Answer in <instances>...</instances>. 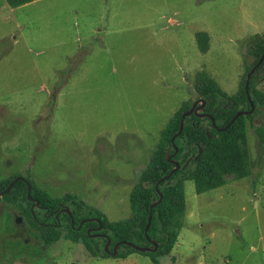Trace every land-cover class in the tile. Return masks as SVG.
<instances>
[{"label":"rangeland","instance_id":"rangeland-1","mask_svg":"<svg viewBox=\"0 0 264 264\" xmlns=\"http://www.w3.org/2000/svg\"><path fill=\"white\" fill-rule=\"evenodd\" d=\"M198 31L210 36L207 52ZM262 32L264 0H0V181L28 175L110 221L131 217L130 193L161 131L197 100L196 72L236 93L243 43ZM260 108L246 122L250 175L203 193L187 181L183 227L158 262L91 256L84 236L47 244L0 198V264H264Z\"/></svg>","mask_w":264,"mask_h":264},{"label":"trees","instance_id":"trees-1","mask_svg":"<svg viewBox=\"0 0 264 264\" xmlns=\"http://www.w3.org/2000/svg\"><path fill=\"white\" fill-rule=\"evenodd\" d=\"M35 0H6L12 7H18ZM201 52L209 49L210 36L205 31L195 34ZM264 52V32L247 38L243 43L244 74L239 82L236 93L230 95L224 91L218 82L205 70L196 72L194 89L197 92L198 105L205 100L200 113L211 114L216 122L213 125L208 116L192 113L184 118L182 132L179 130L182 113L188 110L194 101H183L170 118L168 125L161 131L160 139L153 152V157L147 167L137 175L136 183L130 193L131 217L110 221L107 215L98 207L87 204L78 195L67 192L60 197L51 196L46 190L39 188L28 175L21 174L25 180H17L13 186L0 195L5 201L15 204L29 224L37 230L43 241L50 244L54 241L73 236L75 239L84 236L87 250L91 256L106 258L112 254L105 249L107 238L92 237L87 230L96 227L98 223L90 218H98L102 228L98 232L106 234L110 240L109 250L121 240L132 241L140 246L150 245L146 237L145 227L149 217L150 204L159 199L156 184L163 193L162 200L152 209V218L148 227V236L158 242L155 251L141 252L149 255L154 262L161 256L169 255L177 240V230L183 227L185 212V183L193 181L197 193H203L225 185L232 179H240L250 175L249 149L246 135V122L263 113L264 92L258 87L264 80V60L251 75L249 91L255 104L250 114L240 115L228 128L224 127L239 110L251 108L245 90L248 72ZM257 135L264 143V128H257ZM177 151H175V146ZM180 163V167L168 178L160 181L170 173L174 164L167 159ZM18 175L0 181V191L10 184ZM27 182L31 185V194L39 206L27 196ZM64 208H69L74 220ZM84 223L79 228V224ZM95 231H92V233ZM134 252H140L127 244L118 247V258H126Z\"/></svg>","mask_w":264,"mask_h":264},{"label":"water","instance_id":"water-1","mask_svg":"<svg viewBox=\"0 0 264 264\" xmlns=\"http://www.w3.org/2000/svg\"><path fill=\"white\" fill-rule=\"evenodd\" d=\"M264 60V52L263 54L261 55V57L259 58V60L256 62V64L252 67V69L248 72L247 74V78H246V84H245V90H246V93H247V97L249 99V102H250V105H251V108L249 110H239L237 111L234 116L232 117V119L224 126V127H220L218 128L219 130H224L226 128H228L229 126H231V124L240 116V115H243V114H250L254 111L255 109V104L251 98V94H250V91H249V81H250V77L251 75L255 72V70L260 66V64L262 63V61ZM198 102L199 100H195L192 104V106L188 109V110H185L183 113H182V117H181V120H180V125H179V130L173 135L172 137V142H174V139L176 136H178L182 130H183V127H184V118L192 113H195L197 115H200V116H208L211 120H212V123L214 126H216V122H215V119L214 117L211 115V114H208V113H200L199 111L204 107L205 105V100H202V103L200 105H198ZM175 146V151H177V147L176 145L174 144ZM172 156L173 154H168L167 155V159L172 162L174 164V167L172 168V170L170 171V173L168 175H166L165 177L161 178L160 181L164 180L165 178H168L170 175H172L179 167H180V163L174 159H172ZM17 180H25V178L23 176H17L16 178H14L10 184L5 188V190L3 191H0V195H3L5 192H7L12 186L13 184L15 183V181ZM26 181V180H25ZM27 196H28V199L33 201L34 204L32 205L31 209L33 210L35 206H39V202L35 200V198L32 196L31 194V185L29 182H27ZM159 182L156 184V190L158 191V194H159V199L152 202L150 204V207H149V217H148V222L146 224V227H145V231H146V237H147V240L148 242L151 243V246L150 245H145V246H140L132 241H127V240H121V241H118L114 247H113V250L110 251L109 250V246H110V243H111V240L110 238L102 233V232H98L101 228H102V223L101 221L98 219V218H90L91 220L93 221H96L98 223V225L96 227H92V228H89L87 230V233L90 234L92 237H97V236H103V237H106L107 238V242L105 244V249L110 252L112 255H116L117 254V251H118V247L121 245V244H127V245H130L132 246L133 248H135L136 250L140 251V252H147V251H155L157 250L158 248V242L154 239H151L149 236H148V227L150 225V221H151V218H152V209L153 207H155L161 200H162V197H163V193L159 190ZM64 210L69 213L71 215V218H72V214H71V211L69 208H64ZM85 220H83L80 224H79V228L82 226V224L84 223ZM72 226H74V220L72 218ZM92 231H95L92 233Z\"/></svg>","mask_w":264,"mask_h":264},{"label":"crops","instance_id":"crops-1","mask_svg":"<svg viewBox=\"0 0 264 264\" xmlns=\"http://www.w3.org/2000/svg\"><path fill=\"white\" fill-rule=\"evenodd\" d=\"M263 33V32H262Z\"/></svg>","mask_w":264,"mask_h":264}]
</instances>
